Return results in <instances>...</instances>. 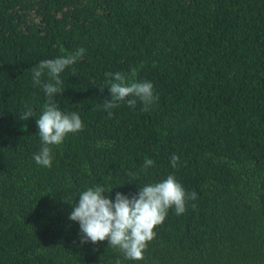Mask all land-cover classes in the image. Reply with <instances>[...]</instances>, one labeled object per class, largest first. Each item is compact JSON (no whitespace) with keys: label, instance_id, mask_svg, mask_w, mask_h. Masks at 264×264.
<instances>
[{"label":"trees","instance_id":"16d2710c","mask_svg":"<svg viewBox=\"0 0 264 264\" xmlns=\"http://www.w3.org/2000/svg\"><path fill=\"white\" fill-rule=\"evenodd\" d=\"M80 48L53 102L83 128L44 167L33 157L48 97L32 69ZM132 69L157 99L109 118L105 74ZM169 175L197 198L168 210L143 260L81 243L69 215L82 191L131 198ZM117 261L264 264V0H0V264Z\"/></svg>","mask_w":264,"mask_h":264},{"label":"clouds","instance_id":"9594fccd","mask_svg":"<svg viewBox=\"0 0 264 264\" xmlns=\"http://www.w3.org/2000/svg\"><path fill=\"white\" fill-rule=\"evenodd\" d=\"M84 54L85 49L80 48L74 53L41 61L32 69L34 85L42 86L48 97L42 115L36 120L42 142L39 153L33 157L38 165L51 167V146L60 145L67 135L77 133L83 128L80 116L75 112H62L53 102V97L61 92L60 85L63 81L60 74ZM45 72L54 83H42L41 77ZM105 75L110 78L106 81L110 99L104 101L103 108L108 112L109 118L113 115L111 110L125 101L134 107L139 100L145 111L155 103L157 97L154 96L153 84L137 81L135 69L128 74L109 72ZM32 116L33 111L29 108L21 119L28 120ZM178 162L179 157L173 154L172 167L175 168ZM153 164L151 159H146L145 170ZM111 191H106L102 186L82 191L78 203L73 206L69 220L79 223L82 244L89 241L96 244L107 240L109 246L118 248L126 259L132 261L144 259L143 253L148 243L155 238L154 229L163 224L169 209L174 207L175 213L182 215L186 211V202L197 198L195 192L187 193L173 175L167 176L161 182L142 186L138 194L131 198L117 192L113 201L104 195Z\"/></svg>","mask_w":264,"mask_h":264}]
</instances>
